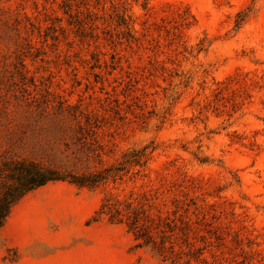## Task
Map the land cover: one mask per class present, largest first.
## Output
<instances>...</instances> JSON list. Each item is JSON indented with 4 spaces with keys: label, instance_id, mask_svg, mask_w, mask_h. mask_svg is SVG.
<instances>
[{
    "label": "rangeland",
    "instance_id": "rangeland-1",
    "mask_svg": "<svg viewBox=\"0 0 264 264\" xmlns=\"http://www.w3.org/2000/svg\"><path fill=\"white\" fill-rule=\"evenodd\" d=\"M5 152L122 171L25 196L0 264H172L102 214L108 199L175 221L176 249L264 264V0H0Z\"/></svg>",
    "mask_w": 264,
    "mask_h": 264
},
{
    "label": "trees",
    "instance_id": "trees-1",
    "mask_svg": "<svg viewBox=\"0 0 264 264\" xmlns=\"http://www.w3.org/2000/svg\"><path fill=\"white\" fill-rule=\"evenodd\" d=\"M146 148L132 151L124 156L121 167L129 164L142 165L146 163ZM122 171L121 168L107 169L104 173L73 174L62 172L52 167H47L40 162L30 159H21L9 156L7 152L0 155V241L1 231L10 215L11 209L18 204L28 194L43 188L51 183L65 182L75 184L80 187H95L103 183L110 177H116ZM121 202L108 199L102 205L101 212L116 223H126L133 231L136 240H142L147 245H151L164 261H171L172 264H180L187 258L185 264H191V257H194L200 264L210 263L207 258L202 257L199 251L193 255L191 249L185 251L182 246L176 249L173 237L175 221L170 223L162 222L161 216L155 218L151 215V210L147 209L145 203L129 200L125 202L124 209ZM169 220V219H166ZM174 223V225H172ZM188 227L191 224L186 223ZM187 237V236H186ZM159 239V240H158ZM185 245L190 248L191 244L185 241ZM216 264H224L222 259L216 260Z\"/></svg>",
    "mask_w": 264,
    "mask_h": 264
}]
</instances>
